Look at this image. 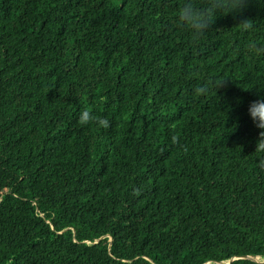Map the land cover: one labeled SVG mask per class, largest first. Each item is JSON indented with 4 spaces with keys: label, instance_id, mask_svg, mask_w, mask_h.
<instances>
[{
    "label": "trees",
    "instance_id": "obj_1",
    "mask_svg": "<svg viewBox=\"0 0 264 264\" xmlns=\"http://www.w3.org/2000/svg\"><path fill=\"white\" fill-rule=\"evenodd\" d=\"M182 2L0 0V264H264V0Z\"/></svg>",
    "mask_w": 264,
    "mask_h": 264
},
{
    "label": "clouds",
    "instance_id": "obj_2",
    "mask_svg": "<svg viewBox=\"0 0 264 264\" xmlns=\"http://www.w3.org/2000/svg\"><path fill=\"white\" fill-rule=\"evenodd\" d=\"M252 2L253 0H204V6L200 7L197 5V0H183L176 16V23L179 27L187 29L193 38H198L215 23L218 16L229 13L233 17L242 15ZM236 24L240 26L242 31H247L253 27L250 19H240ZM225 84L226 79H221L218 82L209 81L196 86L193 89V94L197 97L206 96L212 88L217 91ZM248 113L255 127L260 129L253 152L257 154V166L264 170V98L253 100L248 107ZM78 123L82 126L95 123L97 127L104 129L111 126L107 118L94 116L88 109L81 112ZM172 140L176 143L177 137L173 136ZM256 258L259 257L256 256Z\"/></svg>",
    "mask_w": 264,
    "mask_h": 264
},
{
    "label": "water",
    "instance_id": "obj_3",
    "mask_svg": "<svg viewBox=\"0 0 264 264\" xmlns=\"http://www.w3.org/2000/svg\"><path fill=\"white\" fill-rule=\"evenodd\" d=\"M248 258L252 259V260H258L256 258V256H247ZM232 259H228V260H222V261H218V262H214V263H218V264H227L231 261ZM206 264V263H205Z\"/></svg>",
    "mask_w": 264,
    "mask_h": 264
},
{
    "label": "rangeland",
    "instance_id": "obj_4",
    "mask_svg": "<svg viewBox=\"0 0 264 264\" xmlns=\"http://www.w3.org/2000/svg\"><path fill=\"white\" fill-rule=\"evenodd\" d=\"M258 259H259L260 261H262V260L264 261V256H261V257H259ZM214 264H217V263H214Z\"/></svg>",
    "mask_w": 264,
    "mask_h": 264
},
{
    "label": "bare ground",
    "instance_id": "obj_5",
    "mask_svg": "<svg viewBox=\"0 0 264 264\" xmlns=\"http://www.w3.org/2000/svg\"><path fill=\"white\" fill-rule=\"evenodd\" d=\"M218 264V263H217Z\"/></svg>",
    "mask_w": 264,
    "mask_h": 264
}]
</instances>
